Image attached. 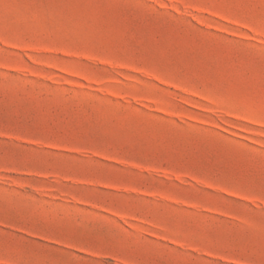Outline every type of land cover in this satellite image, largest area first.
Here are the masks:
<instances>
[{
	"label": "rangeland",
	"instance_id": "1",
	"mask_svg": "<svg viewBox=\"0 0 264 264\" xmlns=\"http://www.w3.org/2000/svg\"><path fill=\"white\" fill-rule=\"evenodd\" d=\"M0 264H264V0H0Z\"/></svg>",
	"mask_w": 264,
	"mask_h": 264
}]
</instances>
